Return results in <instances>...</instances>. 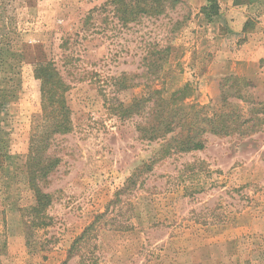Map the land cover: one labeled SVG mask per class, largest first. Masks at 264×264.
Here are the masks:
<instances>
[{
  "label": "rangeland",
  "instance_id": "obj_1",
  "mask_svg": "<svg viewBox=\"0 0 264 264\" xmlns=\"http://www.w3.org/2000/svg\"><path fill=\"white\" fill-rule=\"evenodd\" d=\"M105 1L0 0V264H264V110L229 137L205 135L202 151L165 154L162 141L138 138L137 119L106 110L93 78L63 74L141 73L145 43L169 45L155 84L166 93L188 84L191 102L214 109L226 95L249 118L264 108V0H180L126 29L99 10ZM213 4L215 15L201 12ZM65 38L78 61L63 60ZM51 59L70 85V130L41 148L50 204L33 214L34 69Z\"/></svg>",
  "mask_w": 264,
  "mask_h": 264
},
{
  "label": "trees",
  "instance_id": "obj_2",
  "mask_svg": "<svg viewBox=\"0 0 264 264\" xmlns=\"http://www.w3.org/2000/svg\"><path fill=\"white\" fill-rule=\"evenodd\" d=\"M179 3L180 0H106L99 10L112 14V18L120 27L126 29L132 24L140 25L145 20L158 21L160 17H167V11ZM215 8L216 5L213 4L203 7L201 12L212 16L216 14ZM96 12L95 9L89 11L87 19L93 17L91 14ZM176 24H171L173 29ZM80 44L77 43V46ZM59 47L64 54L67 53L63 59L66 63L78 61L75 59L78 53L69 45V39H62ZM169 51V45L162 46L151 41L145 43L144 55L140 58L141 73L122 72L118 76L99 81L97 73L87 72L85 69L75 72L77 68L72 65L68 71L64 70L63 74L67 73L66 77L71 76V81H84L86 76L93 78L94 82L98 83L97 89L106 110L122 121L137 119L135 129L138 138L149 142L162 141L165 154L202 151L205 148V135L229 137L253 119L260 120L258 116L263 114L264 108L262 111L251 109V117L246 118L240 106L231 104L226 95L221 98L220 106L216 109L213 106L193 103L190 101L192 89L188 84L166 93L163 86L155 82ZM63 74L52 59L38 63L34 69V76L40 82L41 123L36 127L29 142L27 171L36 199V206L30 209L33 214H39L50 204V196L43 193L38 185L40 179L48 175L49 170V166L43 164L41 148L48 145L51 137L68 133L70 130L69 108L66 105V93L70 85ZM142 78L145 79L144 82L139 81ZM231 80V77L225 78L226 82ZM132 89L140 91L126 101L119 100V95H124ZM235 98L247 102L239 93ZM150 169L151 166H143L142 170H137L127 179L126 187L116 196L134 184L143 171ZM87 232L84 231L79 240L84 239Z\"/></svg>",
  "mask_w": 264,
  "mask_h": 264
}]
</instances>
